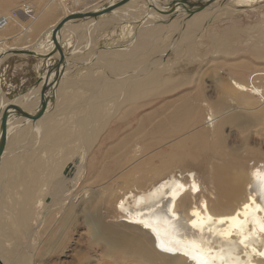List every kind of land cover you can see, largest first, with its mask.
Instances as JSON below:
<instances>
[{
  "label": "bare ground",
  "instance_id": "1",
  "mask_svg": "<svg viewBox=\"0 0 264 264\" xmlns=\"http://www.w3.org/2000/svg\"><path fill=\"white\" fill-rule=\"evenodd\" d=\"M123 1L101 0L75 12L72 10L75 0H0V69L2 62L14 53L27 57L34 53L37 59L56 56L59 60L61 55L52 39L56 26L72 14H96L63 24L57 33L60 50L70 35L80 32L81 37L69 58L61 50L64 62L56 72H51L47 87L46 74L54 65L47 66L36 86L19 98L9 100L0 89V124L7 111L6 145L0 156V264H32V251L21 254L16 248L24 235L30 238L32 235V231H27V221L31 209L28 205L35 199L34 188H27L23 208L10 221L4 217L6 195L11 187L7 182L9 174L18 173L36 152L37 162L47 165L44 169L49 170L51 160L43 142L53 134L60 137L65 131L69 133L72 115L80 117L81 114L85 123L76 137L79 154L69 161L68 167L73 188L67 191L59 180L50 182L51 189L43 204L47 209L40 215L46 213L47 220L51 208L56 207L57 222L66 210L75 208L73 203L85 207L101 200L103 221H99L98 212L86 218L94 244L95 264H264V154L260 150L253 152L241 137L237 139L236 149L229 148L223 133L229 127L240 135L247 129H255L256 126L249 127L255 123L258 127L264 124V78L254 81L242 77L231 80V84L221 83L220 96L215 102L206 101L203 95L197 106L188 105L189 97L187 104L177 105L170 113L165 121L169 124L161 125L165 133L162 132L165 136L161 139L178 136L170 149H178L182 156L181 151L193 145L211 159L210 165L213 164L205 181L195 178L191 172H188L189 179L177 180L169 168L180 156L170 152L166 155L169 163L161 169L147 170L146 177L135 178L130 172L128 176H121L119 180H124L126 186L118 191L108 190L105 183L92 191L82 185L88 152L99 133L121 112L152 95L172 93L182 82L179 76L172 77L173 71L164 66V59L160 60L163 54H158L156 46L148 48L156 36L165 31L175 32L173 46L169 45L167 50L179 57L185 51L200 47L198 31L203 24L239 9L248 8L253 13L257 7L264 8V0H126L121 4ZM118 3L121 5L114 8ZM108 7L113 9L104 12ZM34 8L40 9L39 15ZM105 15L112 16V22L99 21ZM125 23L133 31L139 28L128 42L116 48H104L95 55L86 53L90 47L96 50L94 37L100 29ZM256 27L264 36V19ZM12 28L17 29L16 33L7 35ZM19 30H24L28 38L40 34L42 38L31 44L27 38H16ZM263 51L258 45L251 48L255 56ZM113 61L116 63L109 65ZM78 62H84L81 68L85 72L81 76L86 78L74 81L77 85L65 92L71 71L78 69ZM202 78L197 75L194 82L199 93L205 89ZM85 86L90 88V93ZM61 92L66 95L60 102L55 95ZM42 101L46 105L35 117ZM258 101L261 107L255 110ZM13 110L32 116L15 115ZM61 115L64 119L56 122ZM192 120L195 121L191 123ZM238 150L241 154L253 153L256 159L251 162L241 159ZM37 162L34 164L39 166ZM56 172L53 167L51 175ZM70 218L68 214L64 217L67 223ZM41 225L38 221L36 227Z\"/></svg>",
  "mask_w": 264,
  "mask_h": 264
},
{
  "label": "rangeland",
  "instance_id": "2",
  "mask_svg": "<svg viewBox=\"0 0 264 264\" xmlns=\"http://www.w3.org/2000/svg\"><path fill=\"white\" fill-rule=\"evenodd\" d=\"M100 1L75 0V5L72 6L74 9L72 10L75 12L85 10ZM34 10L39 15L40 9L34 8ZM254 11L253 13H249L248 8L239 9V12L227 13L226 17L206 22L198 31L197 41L201 42L200 47L185 51L179 57H175L173 51L167 50L169 45L173 46L171 43L174 41L175 32L165 31L156 36L148 48L156 46L159 50L158 54H163L160 60L164 59V66L173 71L172 77L179 76L182 79V82L179 84L182 87L178 85L177 89L172 93L152 95L146 100L137 103L138 105L135 104L137 106L121 112L118 117L113 119L99 133L88 152L87 172L82 185L92 191L100 183H105L108 190L118 191L119 188L126 186L124 180H119L121 176H128L130 172V175L135 178H139L140 176L146 177L147 170L161 169L166 163H169L166 155L170 154V152H174L176 156H180L171 162L169 168V171H173L174 177L177 180L189 179L188 172H191L195 178L205 181L209 168L213 164L212 162L210 165L211 159L193 145H188L184 148L181 151L182 156L178 149H170V145L178 139V136L173 135L175 138L171 137L170 139L163 140V136L165 135H163L164 131L161 129L164 130V127L161 125H168L169 123L165 121H167L170 113L175 111L177 105L186 103L189 97L188 105L193 104L197 106L203 95L207 98L206 101L215 102L220 96L221 83L231 84V80H238L242 77L250 78L254 81L264 78V36L259 34L258 27H256L262 24L264 8L257 7ZM109 16L105 15L101 19L97 18L96 20L100 19L99 21L107 24L112 22V16ZM7 17L12 18V16ZM182 28L184 29L185 27ZM138 30L139 28H136L133 31L132 28L128 27L127 23L116 27L105 26L94 37L96 50L94 51V47H90L86 53L95 55L104 50V48L119 47V45L128 42L134 36L135 31ZM16 31V28H12L6 34L12 36ZM22 31L26 33L24 30H19V33L22 34ZM110 34L111 37H109ZM79 37H81L80 32L67 37L71 40L74 39V43L70 44L67 41L62 45V52L63 50L65 51V48L66 52H69L67 55L63 53L66 57L69 58L72 55V50H74L75 45L78 43L77 39ZM256 45L260 47L263 53L258 52L255 56L251 52V48ZM41 60L47 61L49 58ZM58 62L59 60L56 57L52 65L57 66ZM110 63L109 65L113 66L116 62ZM106 64L108 63L106 62ZM46 67L38 65V62L34 60H26L19 57L4 60L0 69L1 91L9 100L19 98L36 86L37 81L40 79L39 77L43 74V70ZM78 69L71 71L72 74L71 78L68 79V83L73 82L72 84H66L70 87L68 86L65 92H69L74 88V85H77L74 81L78 82L86 78V76H81V74H84L85 69ZM105 69L107 68L105 67ZM197 75H202L203 77L205 89L202 93H199L198 89L194 87ZM60 79L58 83L61 82ZM62 85L63 83L60 84L59 88ZM85 87L88 93H90V88L88 86ZM59 88H56V90L58 91ZM65 92L55 95L59 98L60 102L66 95ZM187 94L188 96H186ZM260 103L261 101H258L255 110L261 107ZM52 111L51 109L47 113ZM70 112L73 113L72 109H70ZM60 119H64V116H58L56 122ZM194 121L192 120L191 123ZM69 122H73V124H68L70 126L69 133L65 131L64 135L60 137L53 134L50 139L48 138L43 142V147L51 160L49 170L44 169L47 165L44 167L37 162L38 156L36 158V152L30 155V159L26 161L24 168H21L18 173L11 172L9 174L10 179L7 180L11 187H9L10 189L6 195L7 211L4 213V217L10 221L23 208L22 202L27 188H34L35 199L32 205H28L31 209L27 221V231H32V235L31 238L24 235L23 239L21 238L22 243L19 245V248H16V251H22L20 252L21 254H30L32 251L30 254L32 255L30 263L32 264H95L94 244L87 230L86 218L89 215H96L98 212L99 221H103L104 211L101 210V200L87 204L85 207L74 205L75 203H73L75 208L71 211L70 209L66 210L57 222L54 219L56 207L51 208V215L47 220H45L46 213L44 216L40 215V212L42 214L47 209L43 207V204L51 189L50 182L56 183V180H59L62 188H67V191L73 188V178L69 176L70 171L68 170V167H70L69 161L77 158L76 155L79 154L76 149V137L81 133L85 122L82 114L80 117L72 115V119ZM59 124L58 122L57 125ZM254 126H256L255 129H247L241 132L240 135H237L233 128L225 127L223 132L224 139L229 144V148L236 149L235 144H238L237 139L241 137L244 138L253 152L260 150L264 154V130L258 129L264 128V124L258 127V123H255L249 127ZM156 129L158 132H155ZM190 130L188 129V131ZM239 154L241 155V159H246L249 162L256 159L253 153L241 154L239 152ZM34 162H37L39 166L34 164ZM53 167L57 172L51 175ZM59 169H62L60 174ZM104 193L107 194L108 191ZM1 196L2 194L0 198ZM38 196L41 197L38 198ZM67 214L68 217H71L68 223V220L64 219ZM1 215L2 213L0 212V217ZM38 221L42 225L36 227ZM71 223L72 226H70ZM18 233L21 234L23 232L20 231Z\"/></svg>",
  "mask_w": 264,
  "mask_h": 264
},
{
  "label": "water",
  "instance_id": "3",
  "mask_svg": "<svg viewBox=\"0 0 264 264\" xmlns=\"http://www.w3.org/2000/svg\"><path fill=\"white\" fill-rule=\"evenodd\" d=\"M126 0H124L123 2H121V4H124ZM121 4H116L115 6H113L114 8H116L117 6L121 5ZM113 7H108L104 10V12H109L111 9H113ZM95 17L96 14H93V13H81V14H72L66 18H64L55 28V30L53 31V35H52V39L54 41V45H55V48L60 52V55L61 57L59 58V62L57 64V66H54L52 67V70H49L48 73L46 74V79H45V83H46V87L48 86V81H49V77L51 75V72L52 71H57L59 69V67L62 65V63L64 62L63 60V55L61 53V50H60V47L58 46V43H57V33L60 31V29L62 28L63 24L67 21V20H70V19H75V18H84V17ZM40 80V79H39ZM38 80V81H39ZM45 87V89H46ZM42 90V94L44 92V90ZM46 105V101H42L41 102V105L39 107V110L37 111L36 113V116L37 117L39 115V113H41V111L43 110V108L45 107ZM7 111H5L2 115V119H1V124H0V131H1V138H0V156L2 155V152L4 151V147L6 145V141H5V130H6V114ZM13 114L15 115H19V116H24V117H31L32 115L29 114V113H25V112H22V111H19V110H13Z\"/></svg>",
  "mask_w": 264,
  "mask_h": 264
},
{
  "label": "crops",
  "instance_id": "4",
  "mask_svg": "<svg viewBox=\"0 0 264 264\" xmlns=\"http://www.w3.org/2000/svg\"><path fill=\"white\" fill-rule=\"evenodd\" d=\"M99 3V2H98ZM23 34V35H22ZM22 34H18L17 35V39H19V37H21V38H23V39H26L27 38V40H28V42L30 41V43L31 44H35V43H37V41L39 40V39H41L42 38V35L40 34V35H37V36H35V37H31V38H28L29 36H27V34L26 33H22ZM72 37V36H71ZM109 37H111V34L109 35ZM98 39H99V36H98ZM71 39L69 38L67 41L68 42H70V44H73L74 43V39L73 40H71ZM98 43H99V41H98ZM113 44H115V43H113ZM66 45H68L67 43H66ZM72 50V49H71ZM71 52V51H70ZM63 53H65V55H67V54H69V52L67 51L66 52V48H65V51L63 50ZM30 55L27 57V56H20V55H15V53L11 56V57H9V58H12V57H19V58H22V59H28V60H34L35 62H38V65H44L45 67L46 66H48V65H52V62H54V60H55V58L56 57H51V58H49V60H47V61H45V60H41V59H37V57H36V55L34 54V53H29ZM8 59V58H7ZM84 62H78L76 65H77V67L78 68H81L84 64H83ZM45 69V68H44ZM44 71V70H43Z\"/></svg>",
  "mask_w": 264,
  "mask_h": 264
}]
</instances>
